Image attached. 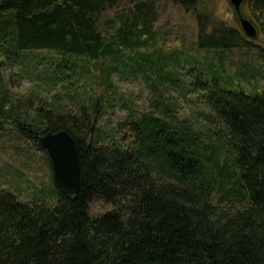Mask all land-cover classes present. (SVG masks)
I'll return each instance as SVG.
<instances>
[{"label": "trees", "instance_id": "trees-1", "mask_svg": "<svg viewBox=\"0 0 264 264\" xmlns=\"http://www.w3.org/2000/svg\"><path fill=\"white\" fill-rule=\"evenodd\" d=\"M157 1L0 0V67L16 55L53 52L63 61L50 62V80L82 69L108 91L117 64L132 62L145 80L152 79L149 72L174 83L176 71L162 70L173 68L180 52L166 56L153 42ZM197 1L181 3L194 7ZM120 2L123 12L99 21ZM245 6L264 45V0ZM193 16L198 49L255 47L212 14L195 9ZM59 64L69 76H54ZM198 86L228 151L212 147L168 107L130 115L125 139L114 129L107 141L98 124L99 100L91 96L89 108L79 106L76 114L59 113L38 97L24 121L20 111L11 112L0 77V135L12 128L40 150L39 135L64 130L79 166L77 193L66 196L55 187L50 206L19 202L0 188V264H264V86L253 97L214 80ZM93 202L111 208L92 216Z\"/></svg>", "mask_w": 264, "mask_h": 264}, {"label": "rangeland", "instance_id": "rangeland-1", "mask_svg": "<svg viewBox=\"0 0 264 264\" xmlns=\"http://www.w3.org/2000/svg\"><path fill=\"white\" fill-rule=\"evenodd\" d=\"M182 1H157V19L153 23L155 50L166 56L171 52H180L176 55L179 62L173 68L169 64L168 69L162 70L164 75L176 71L174 75L171 74L176 82L157 81L149 72L145 74L152 79L145 80L136 65L127 62L126 67L117 64L115 72L110 75L111 88L106 91L103 86L95 85L82 69H78V74L71 75L69 79L50 80V62L58 64L63 58L53 52L24 53L12 57L11 63L6 62L4 67H0V77L8 88L10 105L14 108L11 112L20 111V118L28 120L33 116L32 108L39 97L52 103L59 113L76 114L79 106L89 108L91 96L99 100L97 104L101 107V119L98 124L103 139L107 141L106 135L114 129L117 137L125 139L124 123L134 114L168 107L176 118L185 119L198 129L212 147L221 152L228 151L225 147L221 148L224 135L209 116L210 112L201 96L203 91L198 84L210 85L214 80L221 87L226 84L231 92L241 90L248 96L259 95L264 86V54H261L264 45L256 31V37L250 40L255 45L253 48L228 51L198 49L194 45L193 10L212 14L232 28H238L237 23L226 0H198L194 7L182 6ZM126 8L125 2H120L118 6L104 11L99 21L121 13ZM240 12L250 21L245 5ZM253 26L257 30L255 24ZM171 55L175 56V53ZM185 57L190 61L184 63ZM208 64L213 65V71L207 68ZM56 70V77H62V73L69 76L62 64ZM90 71V74H95L92 67ZM26 99L33 101L28 109L22 105ZM226 155L229 156L228 153ZM47 160L41 150L35 149L30 141L19 138L12 128L5 130L0 135V188L19 202L38 201L53 205L55 185ZM110 208L107 204L93 202L88 211L90 215L96 216Z\"/></svg>", "mask_w": 264, "mask_h": 264}, {"label": "water", "instance_id": "water-1", "mask_svg": "<svg viewBox=\"0 0 264 264\" xmlns=\"http://www.w3.org/2000/svg\"><path fill=\"white\" fill-rule=\"evenodd\" d=\"M247 0H226L235 17L242 35L253 40L257 30L253 22L241 15L240 9ZM37 144L48 159L52 181L55 187L66 196L77 193L79 184V166L76 148L71 136L64 130L45 132L37 137Z\"/></svg>", "mask_w": 264, "mask_h": 264}]
</instances>
